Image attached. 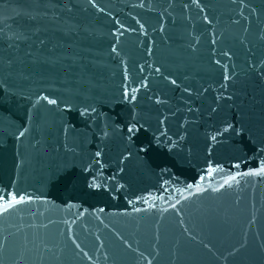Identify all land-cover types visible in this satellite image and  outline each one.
Here are the masks:
<instances>
[{
  "label": "water",
  "instance_id": "water-1",
  "mask_svg": "<svg viewBox=\"0 0 264 264\" xmlns=\"http://www.w3.org/2000/svg\"><path fill=\"white\" fill-rule=\"evenodd\" d=\"M0 264H264V0H0Z\"/></svg>",
  "mask_w": 264,
  "mask_h": 264
}]
</instances>
